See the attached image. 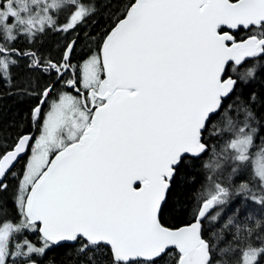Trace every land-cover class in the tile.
Instances as JSON below:
<instances>
[{"label": "snow or ice", "instance_id": "obj_1", "mask_svg": "<svg viewBox=\"0 0 264 264\" xmlns=\"http://www.w3.org/2000/svg\"><path fill=\"white\" fill-rule=\"evenodd\" d=\"M0 264H264V0H0Z\"/></svg>", "mask_w": 264, "mask_h": 264}]
</instances>
